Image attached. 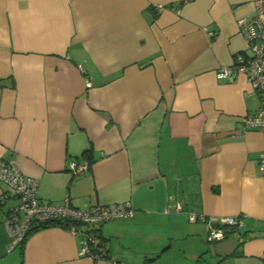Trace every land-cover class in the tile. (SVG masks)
<instances>
[{"label":"crops","instance_id":"obj_1","mask_svg":"<svg viewBox=\"0 0 264 264\" xmlns=\"http://www.w3.org/2000/svg\"><path fill=\"white\" fill-rule=\"evenodd\" d=\"M254 1L0 0V158L42 201L129 202L131 218L91 226L119 264H264V138L242 129L259 98L245 75L217 77L247 49L237 19ZM15 203L0 204V264H107L81 253L80 226L9 251ZM188 212L246 224L210 241Z\"/></svg>","mask_w":264,"mask_h":264},{"label":"built area","instance_id":"obj_2","mask_svg":"<svg viewBox=\"0 0 264 264\" xmlns=\"http://www.w3.org/2000/svg\"><path fill=\"white\" fill-rule=\"evenodd\" d=\"M161 6L157 7L160 10ZM237 26L243 35L247 49L236 53L231 64L219 67L218 78L229 77L233 73L243 74L251 88L257 93L259 106L253 113L247 114L242 119V129H255L264 138V0L254 1V12L250 16L237 19ZM213 35V32H209ZM89 87L92 82L85 80ZM258 165L264 175V150L259 153ZM89 162L70 160L68 168L73 174L88 170ZM0 182L6 184L11 194L0 196V204L11 197L16 203L5 211L2 221L9 236L8 250H14L22 241L30 224L35 221L59 219L69 221V229L76 231L80 226L82 235L81 253L91 259L102 258L100 254L92 251L91 243H97L99 238L90 231L91 226L101 224L111 219H127L134 215V209L129 202L111 203L107 205H92L86 209L72 207L66 198L62 202L48 203L39 199L37 195L38 182L35 178L21 172L14 158H0ZM174 211H182L183 204L176 201L170 206ZM190 222H204L207 227V239L217 241L224 238L223 226H245L244 216H228L209 218L203 214L188 212ZM107 264H119L114 258H107Z\"/></svg>","mask_w":264,"mask_h":264},{"label":"trees","instance_id":"obj_3","mask_svg":"<svg viewBox=\"0 0 264 264\" xmlns=\"http://www.w3.org/2000/svg\"><path fill=\"white\" fill-rule=\"evenodd\" d=\"M53 225H61L63 227H68L70 226V222L69 221H60L59 219H50V220H45V221H38L35 220L30 224V227L27 229L22 241L20 242V244L18 245V247L20 248L21 254H23V247L24 244L27 240V238L34 233L35 231L48 227V226H53ZM225 227H232L233 229L235 228H239L237 226H223V230L225 229ZM90 231H93L90 229ZM97 238H99V241L97 243L92 244V251H94L97 254H100L103 257H106L108 254L106 252L105 249V239L100 235V234H96ZM224 237H225V230H224ZM229 255V254H227Z\"/></svg>","mask_w":264,"mask_h":264},{"label":"rangeland","instance_id":"obj_4","mask_svg":"<svg viewBox=\"0 0 264 264\" xmlns=\"http://www.w3.org/2000/svg\"><path fill=\"white\" fill-rule=\"evenodd\" d=\"M18 252V247L14 249V254Z\"/></svg>","mask_w":264,"mask_h":264}]
</instances>
